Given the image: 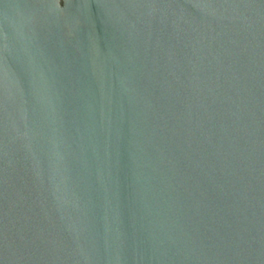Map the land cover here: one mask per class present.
<instances>
[{"label": "water", "instance_id": "obj_1", "mask_svg": "<svg viewBox=\"0 0 264 264\" xmlns=\"http://www.w3.org/2000/svg\"><path fill=\"white\" fill-rule=\"evenodd\" d=\"M0 264H264V0H0Z\"/></svg>", "mask_w": 264, "mask_h": 264}]
</instances>
